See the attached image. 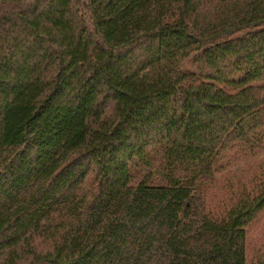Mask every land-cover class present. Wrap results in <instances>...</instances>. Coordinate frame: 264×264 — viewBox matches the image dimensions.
I'll return each instance as SVG.
<instances>
[{
    "label": "trees",
    "instance_id": "obj_1",
    "mask_svg": "<svg viewBox=\"0 0 264 264\" xmlns=\"http://www.w3.org/2000/svg\"><path fill=\"white\" fill-rule=\"evenodd\" d=\"M260 153L264 0H0V264H264Z\"/></svg>",
    "mask_w": 264,
    "mask_h": 264
},
{
    "label": "rangeland",
    "instance_id": "obj_2",
    "mask_svg": "<svg viewBox=\"0 0 264 264\" xmlns=\"http://www.w3.org/2000/svg\"><path fill=\"white\" fill-rule=\"evenodd\" d=\"M264 157L260 153L255 159ZM240 164L238 167H240ZM245 251L248 261L264 254V209L258 217L246 227Z\"/></svg>",
    "mask_w": 264,
    "mask_h": 264
}]
</instances>
